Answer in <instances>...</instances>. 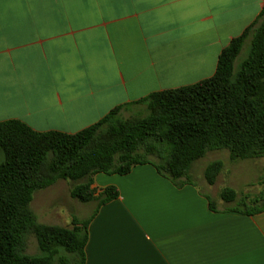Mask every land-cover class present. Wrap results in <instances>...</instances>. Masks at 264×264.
<instances>
[{"label": "crops", "instance_id": "0c3cea01", "mask_svg": "<svg viewBox=\"0 0 264 264\" xmlns=\"http://www.w3.org/2000/svg\"><path fill=\"white\" fill-rule=\"evenodd\" d=\"M262 5L0 0V121L74 133L115 106L208 78ZM106 186L118 196L94 205L82 264H264V211H213L195 184L177 187L150 164L95 174L96 193Z\"/></svg>", "mask_w": 264, "mask_h": 264}, {"label": "trees", "instance_id": "16d2710c", "mask_svg": "<svg viewBox=\"0 0 264 264\" xmlns=\"http://www.w3.org/2000/svg\"><path fill=\"white\" fill-rule=\"evenodd\" d=\"M258 17L219 53L212 76L193 84L152 92L110 109L94 124L74 133L36 131L16 120L0 121V264H82L91 215L71 227L37 221L33 192L58 179L71 182L69 195L96 208L118 196L114 186L97 192V173L126 174L150 164L181 187L192 163L208 150L226 149L229 158H264V0ZM250 41L247 57L237 56ZM137 109L129 117L123 111ZM223 166L207 163L203 177L213 185ZM262 194H260L261 197ZM211 210L218 206L205 195ZM263 197V195H262ZM261 197V198H262ZM219 198L234 203L222 211L256 214L264 202L223 187ZM252 200V204L251 201ZM248 204V205H247ZM36 239L37 254L25 252Z\"/></svg>", "mask_w": 264, "mask_h": 264}, {"label": "rangeland", "instance_id": "374dc122", "mask_svg": "<svg viewBox=\"0 0 264 264\" xmlns=\"http://www.w3.org/2000/svg\"><path fill=\"white\" fill-rule=\"evenodd\" d=\"M249 49L250 41H246L237 56V63L247 57ZM135 112H137V109L132 108L130 111H123L122 116L129 117ZM215 159L221 160L223 166L215 183L208 185L203 177V169L207 163ZM190 180L200 192L211 197L219 208L234 204L225 203L219 198V192L225 186L235 189L238 197L247 194L260 200L257 204L264 202V158L232 160L229 158L226 149L208 150L202 158L192 163ZM70 186L71 182L58 179L53 184L33 192L30 208L38 222L71 227L72 219L83 221L91 215L95 203H81L71 198L69 195ZM260 194L263 195V197L261 195L262 198ZM252 200H250L251 204ZM25 252L28 254L38 253L36 239L33 235H29L27 238Z\"/></svg>", "mask_w": 264, "mask_h": 264}]
</instances>
